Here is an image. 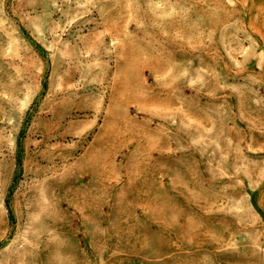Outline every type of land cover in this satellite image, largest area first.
Masks as SVG:
<instances>
[{"label": "rangeland", "instance_id": "1", "mask_svg": "<svg viewBox=\"0 0 264 264\" xmlns=\"http://www.w3.org/2000/svg\"><path fill=\"white\" fill-rule=\"evenodd\" d=\"M0 264H264V0H0Z\"/></svg>", "mask_w": 264, "mask_h": 264}]
</instances>
